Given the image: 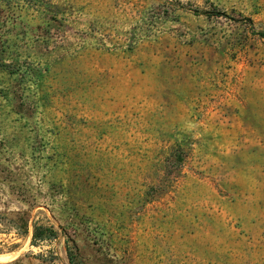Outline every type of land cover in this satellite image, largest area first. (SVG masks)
<instances>
[{
	"label": "rangeland",
	"instance_id": "1",
	"mask_svg": "<svg viewBox=\"0 0 264 264\" xmlns=\"http://www.w3.org/2000/svg\"><path fill=\"white\" fill-rule=\"evenodd\" d=\"M259 32L264 0H0V264H264Z\"/></svg>",
	"mask_w": 264,
	"mask_h": 264
},
{
	"label": "trees",
	"instance_id": "2",
	"mask_svg": "<svg viewBox=\"0 0 264 264\" xmlns=\"http://www.w3.org/2000/svg\"><path fill=\"white\" fill-rule=\"evenodd\" d=\"M259 36L264 38V32H259ZM14 67L13 64H6L5 59L3 57V52L0 50V68L9 71V68ZM10 74H15L16 71L12 70L9 72ZM25 233L28 234L29 231V221L25 222ZM57 233L55 232L54 228L49 226H40L39 223L35 222L33 224V237H32V245L35 246L39 242L49 241L55 237ZM72 259V258H70Z\"/></svg>",
	"mask_w": 264,
	"mask_h": 264
},
{
	"label": "bare ground",
	"instance_id": "3",
	"mask_svg": "<svg viewBox=\"0 0 264 264\" xmlns=\"http://www.w3.org/2000/svg\"><path fill=\"white\" fill-rule=\"evenodd\" d=\"M7 257V256H6ZM5 256H0V261H7L8 259V257L6 258ZM10 259H11V257H9Z\"/></svg>",
	"mask_w": 264,
	"mask_h": 264
}]
</instances>
